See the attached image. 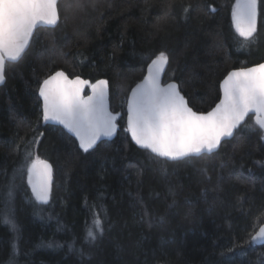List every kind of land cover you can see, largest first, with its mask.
Segmentation results:
<instances>
[{"label":"trees","instance_id":"16d2710c","mask_svg":"<svg viewBox=\"0 0 264 264\" xmlns=\"http://www.w3.org/2000/svg\"><path fill=\"white\" fill-rule=\"evenodd\" d=\"M236 2L97 0L72 15L75 0H59L57 25L36 29L0 86V184L28 153L52 165L49 203L39 215L27 174L17 179V231L0 219V264L14 241L16 264H264V245L251 239L264 224V130L254 117L216 152L177 161L153 159L125 122L129 91L160 51L169 55L164 81L177 82L197 112L217 103L230 70L264 61V0L250 40L234 27ZM57 70L107 80L120 126L114 139L85 152L43 119L38 89ZM96 214L105 231L89 243L85 225Z\"/></svg>","mask_w":264,"mask_h":264},{"label":"snow or ice","instance_id":"6c2138e0","mask_svg":"<svg viewBox=\"0 0 264 264\" xmlns=\"http://www.w3.org/2000/svg\"><path fill=\"white\" fill-rule=\"evenodd\" d=\"M97 0H75L71 14L96 7ZM65 19L70 9L65 8ZM187 11V9H185ZM257 0H237L232 11L236 31L245 40L256 33ZM59 0H0V83L6 79L7 66L17 62L29 46L33 30L40 23L56 25L60 20ZM169 63V55L160 51L148 66V74L132 90L128 101L126 131L143 149L154 154L153 159L177 161L202 154H212L224 138L232 137L249 113H255V124L264 130V63L240 68L227 74L222 81L223 98L211 111L201 113L189 107L179 85L162 86L160 76ZM88 81L80 77L70 79L65 72L56 71L39 86L43 98V119L58 121L79 138L80 147L89 151L100 137H110L117 130L116 116L105 103L107 81L91 84L92 95L83 96ZM31 186L38 206L49 203L52 185V165L39 156L28 153L25 164L14 170L7 183L0 184V219L17 231L15 197L17 179ZM7 178V173H4ZM31 202V201H29ZM104 220L94 215L85 225L84 240L94 243L103 236ZM264 240V226L251 238ZM48 247L60 246L49 243ZM72 245H69L71 247ZM19 246L14 241L7 264H16Z\"/></svg>","mask_w":264,"mask_h":264},{"label":"water","instance_id":"95a60500","mask_svg":"<svg viewBox=\"0 0 264 264\" xmlns=\"http://www.w3.org/2000/svg\"><path fill=\"white\" fill-rule=\"evenodd\" d=\"M234 23V22H233ZM57 25V24H56ZM56 25H47V24H43V23H40V24H38L37 26H36V28L33 30V35H34V32L36 31V29L37 28H39V27H55ZM256 26H257V17H256ZM234 27H235V25H234ZM33 35H32V37H33ZM32 37L30 38V42H29V45H30V43H31V40H32ZM29 47V46H28ZM27 50V49H26ZM155 59V58H154ZM151 62H152V60L149 62V64L147 65V68H146V72H145V74H144V76L137 82V83H135V85L131 88V90L129 91V94H128V98H127V100H126V106H125V122H126V128H127V121H128V101L130 100V98H131V95H132V90L133 89H135L136 87H137V85L138 84H141L143 81H144V78L147 76V74H148V66L151 64ZM261 63H264V61H262V62H260V63H257V64H261ZM257 64H255V65H257ZM255 65H251V66H248V67H253V66H255ZM166 67H167V65L165 66V68H164V71L162 72V74H161V76H160V83H161V85L162 86H164V85H167L168 83H172V82H174V83H176L177 84V82H175L174 80H169V81H164V73H165V70H166ZM242 68H247V67H242ZM237 69H240V68H236V69H232V70H230L229 72H231V71H233V70H237ZM57 71H62V70H57ZM56 72V71H55ZM55 72H53V73H51L50 75H52V74H54ZM64 72V71H63ZM228 72V73H229ZM227 73V74H228ZM70 79H74V78H76V77H80V76H73V77H70L67 73H65ZM227 74L222 78V80L220 81V97H219V100L217 101V103L209 110V111H211L213 108H215V106L220 102V100L223 98V89H222V81L224 80V78L227 76ZM48 77V76H47ZM46 77V78H47ZM45 78V79H46ZM82 80H85V81H88L89 83H88V85H86L85 87H84V89H83V91H82V95L83 96H89V95H92V89H91V84H94V83H96V81H98V80H104V81H107L106 79H104V78H101V79H98V80H96L95 82H92V83H90V81L88 80V79H84V78H82V77H80ZM5 82V81H4ZM4 82L3 83H0V86L1 85H3L4 84ZM43 82V81H42ZM41 82V83H42ZM178 85V84H177ZM182 94V93H181ZM38 95H39V89H38ZM39 98H40V100H41V104H42V114H43V98L39 95ZM186 99V98H185ZM187 100V99H186ZM105 103H106V106H107V109H108V111L110 112V113H112L114 116H116V114L111 110V108H110V102H109V86H108V82H107V86H106V97H105ZM189 107H191V106H189ZM193 109V108H192ZM195 111V110H194ZM208 112V111H207ZM201 113H206V112H201ZM249 115H252L253 117H254V119H255V113H249ZM248 115V116H249ZM247 118V117H246ZM246 118H245V120H246ZM48 124H51V125H55V126H59V127H61V128H63L68 134H70L76 141H77V143H78V146H79V148H81L80 147V141H79V138L75 135V133L74 132H72V131H70L69 129H67L63 124H60L58 121H52V120H48V121H46ZM116 124H117V130H116V132L112 135V136H110V137H105V136H102V137H100V139L99 140H97V142H96V145L93 147V148H95L100 142H102V141H104V140H112V139H114L115 138V136L117 135V132H118V130H119V128H120V126H119V124L117 123V120H116ZM235 131L236 130H234V133H235ZM129 133V132H128ZM234 135V134H233ZM129 136H130V138H131V140H132V142L137 146V147H139V148H141L139 145H137L136 143H135V141L132 139V137H131V134L129 133ZM233 137V136H232ZM232 137H227V138H224L223 140H222V142L224 141V140H228V139H230V138H232ZM221 142V143H222ZM220 147V146H219ZM92 148V149H93ZM82 149V148H81ZM141 149H143V148H141ZM83 150V149H82ZM90 150V149H89ZM147 150V149H146ZM218 149H216L214 152H216ZM148 151H150V150H148ZM153 154V153H152ZM163 159H166V160H168L167 158H163ZM169 161H172V160H169ZM48 163L50 164V162L48 161ZM29 185V184H28ZM51 187H52V185H51ZM29 188H30V191H31V193H32V189H31V186L29 185ZM32 195H33V193H32ZM261 226H264V224H262V225H260L259 227H258V229L255 231V233L256 232H258L259 231V228L261 227ZM255 233L253 234V236L255 235ZM252 236V237H253ZM253 241V240H252ZM253 243L254 244H256V245H264V240H256V241H253Z\"/></svg>","mask_w":264,"mask_h":264},{"label":"bare ground","instance_id":"6f19581e","mask_svg":"<svg viewBox=\"0 0 264 264\" xmlns=\"http://www.w3.org/2000/svg\"><path fill=\"white\" fill-rule=\"evenodd\" d=\"M135 85V84H134Z\"/></svg>","mask_w":264,"mask_h":264}]
</instances>
